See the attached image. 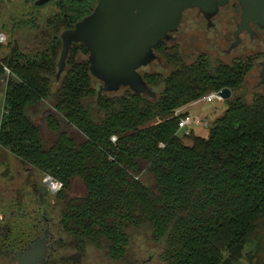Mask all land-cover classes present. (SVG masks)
<instances>
[{"label":"trees","instance_id":"obj_1","mask_svg":"<svg viewBox=\"0 0 264 264\" xmlns=\"http://www.w3.org/2000/svg\"><path fill=\"white\" fill-rule=\"evenodd\" d=\"M58 3L64 8L45 25L31 22L42 36L37 46L16 38L0 57V148L63 183L53 203L31 214L16 208L20 192L12 189L15 214L5 215L13 240L17 227V238H34L39 227L27 216L36 223L50 209L71 243L105 247L117 261L139 231L153 246L144 251L153 256L148 264H243L249 244L254 261L264 241V94L228 99L208 135L179 126L186 105L240 89L252 65L213 62L205 53L188 63L178 46L161 42L155 50L170 69L158 61L142 73L155 96L123 87L97 102L101 83L84 44H72L57 78L60 33L87 13L81 0ZM43 112L52 139L39 125ZM77 182L82 193L72 195Z\"/></svg>","mask_w":264,"mask_h":264},{"label":"water","instance_id":"obj_2","mask_svg":"<svg viewBox=\"0 0 264 264\" xmlns=\"http://www.w3.org/2000/svg\"><path fill=\"white\" fill-rule=\"evenodd\" d=\"M50 1L36 0L35 4L42 6ZM229 1L98 0L92 13L61 33L57 78L67 67L71 46L77 42L87 47L90 72L101 83L97 102L104 93L119 91L123 87L155 96L140 69L160 59L155 52L157 45L170 40L168 38L179 27L186 9L198 7L211 17ZM239 3L243 25L248 27L252 22L264 27V0H239ZM219 95L228 100L232 97V89L223 88ZM34 245L20 264H38L47 252L48 234ZM151 260L152 255L143 264Z\"/></svg>","mask_w":264,"mask_h":264},{"label":"rangeland","instance_id":"obj_3","mask_svg":"<svg viewBox=\"0 0 264 264\" xmlns=\"http://www.w3.org/2000/svg\"><path fill=\"white\" fill-rule=\"evenodd\" d=\"M81 1L84 10L87 12L85 13V15L91 13L95 9L98 3V0H81ZM34 2L35 0H13V1L0 0V32L5 33L7 36V41L3 44L0 43L2 45V47L0 48V57L5 56L9 52L10 45L16 38L20 39L23 42L25 41L26 42L25 46L28 49L37 46L39 40L42 39V36L41 34H38L34 30H32L33 27L31 26L32 24L31 22L38 21L45 25L48 16H50L51 14H56V12H59L64 8L63 6L59 5L58 3L59 0L52 1L51 3H47L46 5L43 6H38ZM4 5H8L9 9L4 8ZM194 26L195 27L193 28V32L199 31L198 34L204 35L202 30H205V28L202 27L201 23H199L198 25L194 24ZM232 29L233 28H229L227 30V33L232 31ZM191 32L192 31L188 30V23H187L186 26L184 24L182 31L181 32L179 31L178 35L187 36ZM178 40L179 41L168 42L167 44L169 46L171 44H177V43L180 45L181 43L182 46L181 48L185 54V57H187L185 59L188 63L193 62L196 58V55L199 52H203L206 53L207 55L210 54L214 56V54H212L213 50L212 51L210 50L212 49L211 46L206 42L207 39H178ZM155 52L157 56L160 58V54L158 53V51L155 50ZM232 58H233L232 56L225 57L223 58L224 59L223 62L230 63ZM158 61L165 68V71H168L170 69V67L167 64H165L166 62L162 58L153 61L148 66L149 67L148 69L155 70L156 69L155 64ZM141 72L143 73L144 69H142ZM259 74H260L259 67H255L248 74L245 83L242 85V88L240 90L233 91V96H242L244 99L250 101L253 98L254 93L260 92L264 94V85H258L260 81ZM226 108H227V102L215 99L212 102H200L195 107L189 108V111L191 115H199L201 117H205L209 119L210 122L212 123L217 116L223 114ZM2 112H3V105L1 99L0 121L2 117ZM45 116L46 113L44 112L41 113L39 119V125L41 126L45 134V137L47 139L50 138L52 139L53 134L47 127ZM196 131L205 135H208L209 133L208 128H202V127H197ZM31 170L29 171V169L20 165L12 154L0 148V183L6 186V190L0 201V214H4L5 212L10 213L11 211L13 212V214H15V209L22 207L30 209L27 212L31 214L32 209H35L37 207H42L43 204L44 206H47L45 205V203L47 202L48 203L54 202L56 193H52L47 190V186L43 183L42 180L44 175H42L38 171L34 170V172H32ZM79 182H77V187L72 192V195H77L82 193L81 188L79 189L80 186ZM12 189L20 192V197L18 199L20 201V204H18L16 208L13 210L11 209L12 206L11 201L14 200L13 196L15 194H12L11 192ZM46 212H47V216L51 217L50 209L47 210ZM29 223L32 224L30 221ZM55 228L58 229L57 227ZM54 239H56V237ZM147 240H148V233L146 231H139L132 233L131 244L127 250L125 259L122 261H118L117 264H143V261L146 260L150 255H152L150 254V252L148 253L146 252L147 254L144 255V251L147 246L148 248L150 247L153 248L152 244L149 245V242ZM254 247L255 246L253 244H249L247 249L251 251L254 250ZM250 251L245 252L243 257L244 260L243 264H264V241L257 248L255 252L256 258L254 261H252L250 258L249 255ZM1 256L4 257L3 255ZM5 257H6L5 264H11L10 260H8L9 258L7 256ZM1 259H0V263H1ZM152 260H153V256H152Z\"/></svg>","mask_w":264,"mask_h":264},{"label":"flooded vegetation","instance_id":"obj_4","mask_svg":"<svg viewBox=\"0 0 264 264\" xmlns=\"http://www.w3.org/2000/svg\"><path fill=\"white\" fill-rule=\"evenodd\" d=\"M52 1L55 0H51L48 3ZM4 8L9 9V6L4 5ZM241 12L242 9L239 0H230L227 4L221 5L217 12L211 17H207L198 7L188 8L184 11L179 27L172 32L171 36L168 38L170 40L163 42H175L179 41L178 39H207L206 42L211 46L212 49L210 50H213L212 54H214V56L205 54L210 57L213 62H220L223 58L232 56L233 58L230 63L223 62L224 59L221 62L226 65L235 62L241 63L244 64L245 67L247 64L252 65L250 70L247 71L245 80L255 67H259L260 81L258 85H264V77L262 76V71L264 70V27L252 22L246 27L242 23ZM77 22L73 23L72 27H74ZM187 23L188 30L192 32L187 36L178 35L179 31H182L184 24L186 26ZM199 23L205 28V30H202L204 35L198 34L199 31L193 32V28L195 27L194 24L198 25ZM229 28L233 29L227 33ZM174 45L178 46L184 58H187L181 48V43L180 45L178 43ZM201 54H203V52H199L196 58ZM142 69L144 68H141L140 72ZM224 101L226 102L227 100L225 99ZM5 190L6 186L0 183V201ZM10 214L13 215V212L11 211ZM32 218H35L34 214L29 217L27 216V223L29 221L32 222ZM7 219L8 217H6L5 213L0 214V253L4 256L2 257L0 255V259L3 258L0 264H5V250L9 252L7 257L11 264H20L22 258L34 248L35 241L44 237L46 234H48L47 252L45 256L39 260L38 264H117L118 262L116 257L109 254L105 247L93 244L76 245L73 242L71 243V236L60 229L57 221L53 217L47 216L46 212H44L38 222L32 223V225H37V229L39 227V230L36 231L34 238H29V240L31 239L30 241L17 238L20 235L21 227H17L19 231L16 232L17 235L14 236L13 240L11 224L8 223L9 221L7 222ZM14 224L17 226L22 225V221ZM6 230H8V232ZM55 237L56 239H54Z\"/></svg>","mask_w":264,"mask_h":264},{"label":"built area","instance_id":"obj_5","mask_svg":"<svg viewBox=\"0 0 264 264\" xmlns=\"http://www.w3.org/2000/svg\"><path fill=\"white\" fill-rule=\"evenodd\" d=\"M6 41H7L6 34L3 32H0V43L3 44ZM5 71H6V73L11 72L8 67H5ZM215 99H218L221 101L225 100L219 95V91H213V92H210V93L204 95L199 100L194 101V102L186 105L182 109V111L183 112L185 111L184 113L187 112L188 114L185 117H182L180 119V122H179L180 129L183 130L185 132V134L189 135L191 133V130L196 129L197 127L208 128L211 124L210 120L205 118V117H201L199 115H191L189 108L195 107L200 102H212ZM113 139L115 140L116 138L113 137ZM42 180H43V183L47 186V190L49 192L57 193L63 187V183L61 181L54 179L53 177H51L48 174L44 175Z\"/></svg>","mask_w":264,"mask_h":264}]
</instances>
